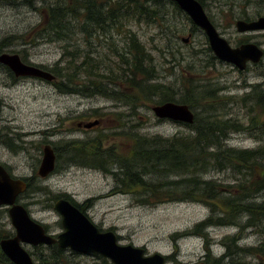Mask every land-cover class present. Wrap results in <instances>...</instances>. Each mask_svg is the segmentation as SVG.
Wrapping results in <instances>:
<instances>
[{"label":"rangeland","instance_id":"374dc122","mask_svg":"<svg viewBox=\"0 0 264 264\" xmlns=\"http://www.w3.org/2000/svg\"><path fill=\"white\" fill-rule=\"evenodd\" d=\"M60 1L17 0L11 3L0 0V40L14 34L19 37L6 51L19 53L26 63L52 70L59 62V66L66 64L68 56L61 59L65 48L72 51L78 49V53H88L90 57L92 67L88 64L87 71L103 73L112 68L115 75L120 62L116 50L123 52L125 47L126 39L122 33L114 30L110 38L107 30L106 34L100 31L89 37L77 31L78 20L71 23L75 32L70 34V40L46 41L38 36L37 32L41 31L47 15L46 9ZM205 1L208 16L231 45L236 46L244 40L255 41L264 49L262 31L237 32L233 21L236 14L240 15L242 11L249 16L256 11L264 12V0ZM159 9L163 14L161 18H135L126 22L152 57L155 81L174 88L187 79L200 84L206 82L214 90V96L206 98L205 103L199 102L200 105L191 110L202 115L206 112L203 111L204 104L226 103L225 109L216 114L246 125L249 113L245 106L248 104L244 105L241 98L251 93L254 87L264 90V56L258 63L248 64L244 70H238L233 64L218 58L212 65L208 62L210 56L204 50L209 45L204 33L170 3L164 2ZM33 34L36 35L35 43H31ZM188 34H191L188 42H184L182 37L186 38ZM79 61L76 58L74 71L69 69L66 73L76 75L80 67L74 65ZM4 66L0 64V164L15 177L34 178L31 190L19 198L30 215L47 225L49 232L57 233L61 224L59 214L52 208L55 200L64 196H70L76 202L90 199L84 203L91 204L86 210L90 219L102 229L115 231L119 243L144 246L149 253L164 254L167 256L166 264H202L200 259L205 254V240L197 234L183 232H191L197 222L208 217L209 208L205 204L197 201L143 204L136 195L118 191L121 172L116 163L108 166L110 172L99 166L81 164L75 158L66 160L62 154L61 161H57L58 167L48 176L41 178L36 172L45 143L58 147L59 151L68 140L79 141L105 135L101 136L103 147L115 146L117 151H121L122 145H126L123 147L126 149L133 144L132 136H114L116 132H121L124 124L135 126L136 134L145 135L151 141L170 138L177 133L184 135L188 133L187 126L165 118L158 121L151 109L153 102H143L135 96L136 91H131L133 88L124 83L119 87L117 83L106 87V90L120 88L123 99L100 93H68L57 88L60 78L53 81L31 76L12 79ZM127 95L131 98L126 102L124 98ZM94 120L98 123L92 127L77 126L78 122L85 124ZM225 144L234 148H254L263 145L264 139L254 138L247 129L231 130ZM231 176L228 171L216 170H210L205 175L219 182L232 183ZM0 232L14 234L7 207L4 206H0ZM205 232L212 257L225 252L223 239L229 242L228 238L233 234L239 233V244L245 246L254 245L260 239V233L250 229L241 232L233 225L210 226ZM173 234L176 235L171 237ZM24 247L29 252L39 253L34 246L24 244ZM33 260L39 263L35 257ZM246 260L250 264L256 261L252 256ZM69 261L71 264H105L99 257L83 253H78Z\"/></svg>","mask_w":264,"mask_h":264},{"label":"trees","instance_id":"16d2710c","mask_svg":"<svg viewBox=\"0 0 264 264\" xmlns=\"http://www.w3.org/2000/svg\"><path fill=\"white\" fill-rule=\"evenodd\" d=\"M164 2L182 11L170 0H62L56 6H48L41 31L37 32L43 40H70V34L75 32V27L71 23L78 20L80 23L77 31L86 36H94L100 31L106 34L109 30L107 35L112 38V31L115 30L122 33L126 39L123 52L116 50L120 62L115 75L112 68L103 73L87 71L86 66L91 65L88 53L82 55L78 53V49L72 51L65 48L61 59L68 56L66 64L59 66V62L50 70L54 74V79L61 80L56 85L57 88L68 93L84 95L100 93L123 99L120 88L106 90V87L114 83L119 87L124 83L125 86L132 87L130 90L136 91L135 96L143 102H153L152 105H156L173 101L187 104L191 109L199 106V102L205 103L206 98L213 97L214 90L206 82L200 84L187 79L174 88L169 84L155 81L156 70L150 53L136 34L126 26V22L135 18L147 20L149 17L155 19L163 17L159 6ZM35 36L33 34L31 43H35ZM108 36L105 37L106 40ZM18 38L14 34L1 39L0 53L5 52ZM204 50L210 56L208 62L213 65L212 62L217 60V57L209 45ZM76 58L80 59V63L74 66L80 67L79 71L76 75L66 73L69 69L74 71L73 64ZM4 67L10 77L16 79L9 68ZM130 98L127 95L124 100L127 102ZM241 99L244 105L248 104L245 106L249 113L246 125L216 114L225 109L226 103H208L203 105V111L206 112L202 115L193 112V123L180 122L189 129L184 135L177 133L170 138H157L151 141L145 135L136 134L138 132L135 126L124 124L121 126V132L113 133L114 136H132L133 144L129 148L124 149L126 145H122L124 153L122 148L121 151H117L115 146L103 147L101 136L105 135H100L64 142L62 147L68 150L65 158L71 160L76 157V160L82 159L85 165L99 166L107 170L108 166L116 163L121 172L119 179L121 187L118 191L136 195L138 201L143 204L181 201L205 204L209 208L208 217L197 222L191 232H183L197 234L205 240V254L200 259L202 264H250L246 260L250 256L256 260L253 264H264V144L254 148H234L225 144L231 130L237 132L247 129L254 138L264 139V90L254 87L251 93H246ZM135 105L133 103V107ZM207 112L209 115L205 116ZM210 170L230 172L233 182H219L211 177H205ZM31 183V179L27 180L24 193L31 190ZM228 225L237 227L241 232L245 229L258 232L260 239L254 245L245 246L239 244V233L233 234L228 238L229 242L223 239L225 252L218 257H212L205 230L210 226ZM9 235H11L9 232H0V238ZM174 235L176 234L171 237ZM35 249L39 250V253L30 254L33 259L35 257L38 260V264H71L70 258L78 255V252L60 248L56 244L38 245ZM97 257L105 264H112L103 256ZM0 264H13L1 250Z\"/></svg>","mask_w":264,"mask_h":264},{"label":"water","instance_id":"95a60500","mask_svg":"<svg viewBox=\"0 0 264 264\" xmlns=\"http://www.w3.org/2000/svg\"><path fill=\"white\" fill-rule=\"evenodd\" d=\"M173 1L204 31L210 49L219 60L233 64L238 70H244L247 61L257 63L263 56V49L255 43L232 46L218 33L197 0ZM236 26L239 32L264 31V17L249 22L239 20ZM0 63L6 65L16 77L31 76L47 81L54 79L50 71L24 63L15 52H1ZM151 109L159 119L189 124L194 121L193 111L184 103L167 101L152 105ZM97 123L98 120L87 122L84 127L89 128ZM54 167V151L46 144L42 149L37 175L41 178L46 177ZM26 188L25 180L13 176L0 164V206L7 207L14 228L12 236L0 238V250L13 264H36L24 244L31 246L56 244L60 248H69L83 254L96 253L107 258L112 264H166L164 254L149 253L144 246L119 243L115 231L98 227L67 198L56 199L52 206L60 216L61 232L56 235L47 233L43 224L34 219L27 207L19 201Z\"/></svg>","mask_w":264,"mask_h":264},{"label":"flooded vegetation","instance_id":"af4514ba","mask_svg":"<svg viewBox=\"0 0 264 264\" xmlns=\"http://www.w3.org/2000/svg\"><path fill=\"white\" fill-rule=\"evenodd\" d=\"M170 1H172L174 4H176L177 5V3L175 2V1H173V0H170ZM200 4H201V6L203 7V10H204V12L206 13V15H207V17L209 18V20L211 21V23L213 24V26L215 27V29L217 30V27H216V25L214 24V22L211 20V18L208 16V14H207V12H206V6H207V3H206V1L205 0H197ZM178 6V5H177ZM179 7V6H178ZM180 8V7H179ZM180 10H182L181 8H180ZM182 12L184 13V14H186L183 10H182ZM241 14L240 15H237L236 14V18L233 20L234 21V27H235V30L237 31V32H239L238 30H237V26H236V24H237V22L239 21V20H242V21H245V22H249V21H253V20H256V19H258L259 17H264V12H259V11H256V14H254L253 16H249L247 13H245L244 11H242V12H240ZM186 16H187V18L189 19V20H191L190 19V17L186 14ZM191 22H192V24H193V26L195 27V28H198V29H200L203 33H204V31L200 28V27H198L197 25H195L194 23H193V21L191 20ZM193 31V30H192ZM218 31V30H217ZM253 31H262V36L264 37V31L263 30H253ZM253 31H244V32H240V33H246V32H253ZM218 33H219V31H218ZM220 34V33H219ZM191 34H188V37H186V38H184V37H182V40L184 41V42H188V38H189V36H190ZM204 35H205V33H204ZM221 35V34H220ZM222 36V35H221ZM205 37H206V35H205ZM207 38V37H206ZM225 38V37H224ZM226 39V38H225ZM208 40V39H207ZM227 40V39H226ZM228 41V40H227ZM244 43H255V44H257L260 48H262L261 46H260V44H258L257 42H255V41H242V42H240V43H238L236 46H239V45H241V44H244ZM233 46V45H232ZM263 49V48H262ZM5 52H7V51H5ZM9 53H13V52H9ZM15 53H17V52H15ZM263 53H264V49H263ZM19 54V53H18ZM20 56V55H19ZM263 56H264V54H263ZM263 56L261 57V59L263 58ZM20 59L24 62V63H26L21 57H20ZM261 59L259 60V61H261ZM251 62L250 61H247V64H246V66L248 65V64H250ZM258 63V62H257ZM1 64V63H0ZM27 64H30V63H27ZM33 65V64H32ZM6 66V65H5ZM36 66V65H35ZM234 66V65H233ZM39 67V66H38ZM235 67V66H234ZM44 69V68H43ZM10 70V69H9ZM46 70V69H45ZM11 71V70H10ZM48 71H50V70H48ZM12 72V71H11ZM51 72V71H50ZM13 73V72H12ZM52 74H53V72H51ZM13 75H14V73H13ZM54 75V74H53ZM15 76V75H14ZM26 77V76H25ZM15 78L17 79V78H19V77H16L15 76ZM77 126L78 127H84V122H78L77 123ZM86 128V127H85ZM0 138H1V134H0ZM46 144H49V143H45L43 146H42V149H43V147L46 145ZM51 147H52V149H53V151H54V154H55V167H56V163H57V161H61V158H62V154H64L65 156L67 155V153H68V150H66L64 147H62V146H64V145H62L61 146V148L59 149V151H58V147H53L51 144H49ZM75 159H76V157H75ZM66 160H70V159H66ZM40 161H41V159H40ZM40 161H39V164H40ZM75 161V160H74ZM77 162H80L81 164H86V163H83L84 161L82 160V159H78V160H76ZM39 164H38V166H37V169H38V167H39ZM4 166V165H3ZM5 167V166H4ZM55 167H54V169H55ZM6 168V167H5ZM7 169V168H6ZM8 170V169H7ZM36 172H37V170H36ZM53 172V171H52ZM51 172V173H52ZM13 175V174H12ZM14 176V175H13ZM48 176V175H47ZM44 178V177H43ZM23 180H25L26 181V183H27V180H29V179H31V182H32V180L34 179V178H22ZM60 198V197H59ZM63 198H67V199H69L74 205H76V207H78V209L80 210V211H82L83 213H85L86 215L88 214L87 213V208H88V206L89 205H91V204H86V205H84V203L86 202V201H89L90 199H87V200H84V201H82V202H76V201H74L70 196H64ZM58 199V198H57ZM24 204V203H23ZM26 206V205H25ZM53 206V205H52ZM85 211V212H84ZM88 217H89V215H87ZM90 218V217H89ZM43 226H44V228H45V231L47 232V233H50V234H52V235H56L57 233H59V232H61V230H62V228H61V230L59 231V232H57V233H51V232H49L48 231V227H47V225H44L43 224ZM105 230V229H104ZM13 234H11V235H9V236H12ZM9 236H7V237H9ZM39 245H44V244H39ZM52 245V244H51ZM36 246H38V245H36ZM36 246H34V247H36ZM48 246V245H47ZM63 249H69V248H63ZM69 250H71V249H69ZM73 251V250H72ZM76 252V251H75ZM79 253V252H78ZM89 255H94V256H97V255H99V254H96V253H89ZM101 256V255H100ZM167 257V256H166Z\"/></svg>","mask_w":264,"mask_h":264},{"label":"bare ground","instance_id":"6f19581e","mask_svg":"<svg viewBox=\"0 0 264 264\" xmlns=\"http://www.w3.org/2000/svg\"><path fill=\"white\" fill-rule=\"evenodd\" d=\"M85 212V211H84ZM88 215V214H87Z\"/></svg>","mask_w":264,"mask_h":264}]
</instances>
